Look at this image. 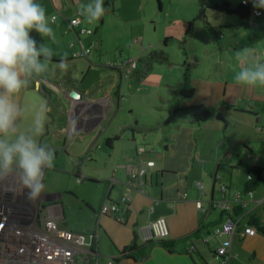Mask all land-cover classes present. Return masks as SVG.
I'll return each instance as SVG.
<instances>
[{
    "label": "crops",
    "instance_id": "1",
    "mask_svg": "<svg viewBox=\"0 0 264 264\" xmlns=\"http://www.w3.org/2000/svg\"><path fill=\"white\" fill-rule=\"evenodd\" d=\"M173 1L116 0L115 11L105 8L100 21L88 24L80 15V6L90 0H38L47 16L55 17V23L50 24L55 40L36 37L35 31L31 36L38 45L47 42L54 53L53 61L48 70L37 77L34 89L28 84L22 90L19 103L26 109L20 121V129L25 132L31 126L33 110L40 106L46 109L45 131L38 141L55 152V161L52 169L45 170V175L49 172L53 181L52 193L45 192V202L60 207L63 227L96 237L100 264L102 254L115 258V264H222L216 255L221 241L216 231L229 217L236 218L237 229L232 238L228 264H264V173L260 186L252 194L245 193L249 172L254 167L264 172V87L240 86L234 80L239 70L236 54L242 50L234 49L233 45L245 38L253 27L241 33V38L235 32L237 39L229 43L224 41V44L214 41L211 36L205 40V36L201 42L204 50L195 51L198 60L192 70L195 94L182 106L206 107L212 117L202 125L196 124L191 117L176 125H165L168 116L166 103L171 91L182 83L183 74L176 77L175 82L164 81V87L169 91L165 98L162 96L166 106L158 108L161 109L159 116H156L157 111L150 110L155 114L148 119L134 116L135 106L128 108L125 103L124 91L135 93L136 82L137 91L145 96L146 89L142 86L146 83H142L143 79L136 72L123 81L119 72L111 70L118 74L119 83L109 88L92 89L84 82L91 74L86 71H92L95 65L102 70L98 71L102 85L107 79L102 74L109 70L106 66L126 63L122 60V51L126 49H134L133 55L137 59L149 53L155 41L148 34L147 14L152 13L156 3L159 13H163L167 2L171 13ZM190 6L191 14L183 18L176 16L166 22L160 17L164 28L159 43L168 38L174 41L183 37L188 23L198 13L197 0H191ZM126 8H130L134 15L126 22L130 35H127L120 56L114 55L109 63L104 57L105 39L102 36L106 17L118 15L121 19ZM156 14L150 18L156 25L155 32L159 21ZM79 15L82 23L73 29L70 22ZM257 17L263 15L253 18L254 27L264 24V20L257 22ZM166 18L170 20L171 14ZM216 21L210 20L220 28L218 36L227 38L222 30L223 23L219 19ZM170 26L177 32H169ZM81 28L90 29L92 33L81 34ZM138 28H143V35L132 39ZM83 39H89L86 44L99 46V60L96 53L91 52L83 59V56H76L82 48L88 50ZM137 39L141 40L140 46ZM250 50L251 59L264 61V41ZM65 56L67 67L61 70L58 64ZM185 56L190 61V55L185 52ZM132 59L130 56L129 60ZM73 63L75 65L68 70V65ZM202 63L205 64L203 73L196 74L201 73L197 68ZM136 75L139 77L137 81ZM79 78L84 80L81 84ZM162 85L160 80L159 89ZM72 90L81 92L83 98L71 100L68 94ZM219 113L227 118V128L216 118ZM139 151L143 152L140 157ZM139 158L155 163L142 186L132 181L124 168L137 163ZM77 161H81L79 169ZM228 167L235 168L232 175L221 170ZM75 171H79V181ZM224 184L228 187L227 207H214L211 201L221 199ZM236 195L247 201L243 205V215L238 218L234 210L241 207V202H235ZM78 203L79 224L72 225L69 212ZM105 203L121 204L126 209V222L120 224L114 217L103 215L101 208ZM160 217L166 218L169 226L170 234L163 240L167 246L144 243L138 236L139 226ZM252 218L259 221V233L254 237L244 233ZM131 247L142 248L143 253L139 257H124L122 253Z\"/></svg>",
    "mask_w": 264,
    "mask_h": 264
},
{
    "label": "clouds",
    "instance_id": "2",
    "mask_svg": "<svg viewBox=\"0 0 264 264\" xmlns=\"http://www.w3.org/2000/svg\"><path fill=\"white\" fill-rule=\"evenodd\" d=\"M252 4L264 9V0H252ZM105 11L104 0H90L80 6V15L88 24L100 21ZM51 23H55V17L49 18L38 0H0V181L14 178L29 201L44 193L45 170L54 167L55 152L38 141L45 131V107L34 109L31 126L21 131L26 109L19 98L52 61L54 53L47 42L38 45L31 36L35 31L45 41H54ZM250 51L246 48L236 54L239 70L234 80L240 86L264 87V61L251 59ZM58 67L66 69V56Z\"/></svg>",
    "mask_w": 264,
    "mask_h": 264
},
{
    "label": "built area",
    "instance_id": "3",
    "mask_svg": "<svg viewBox=\"0 0 264 264\" xmlns=\"http://www.w3.org/2000/svg\"><path fill=\"white\" fill-rule=\"evenodd\" d=\"M248 5L247 0H243ZM258 13V14H257ZM262 11L255 9L253 16H261ZM82 17L70 22L71 27L79 28ZM81 34H91L92 31L81 28ZM141 40L136 43L140 45ZM89 50H84L76 56H88ZM137 59L129 60L119 66L123 81L128 80L138 68ZM143 154L138 152L139 157ZM154 162H144L139 158L137 163L125 165L132 181L145 184V176ZM224 191L225 188L222 187ZM45 192V191H44ZM45 193L35 201H29L26 194H21L20 185L14 178L0 181V264H100L97 252V242L94 235H85L63 227V216L57 204H46ZM239 195L235 202L240 203ZM226 200L220 202L226 206ZM242 204V203H241ZM246 205V204H244ZM101 211L120 224L126 222V209L121 204L105 203ZM237 229V222L232 218L225 220L216 231L221 239L216 249L217 258L222 264H228L232 238ZM245 235L254 237L259 233V227L248 226ZM170 234L166 218L160 217L139 226L138 236L144 243L163 241ZM93 261V262H92ZM107 264H115V258Z\"/></svg>",
    "mask_w": 264,
    "mask_h": 264
},
{
    "label": "rangeland",
    "instance_id": "4",
    "mask_svg": "<svg viewBox=\"0 0 264 264\" xmlns=\"http://www.w3.org/2000/svg\"><path fill=\"white\" fill-rule=\"evenodd\" d=\"M190 1L191 0H174L171 6V13L169 12V2L166 3L165 9L163 13H159V9H158V4L156 3V7H154V9L152 10V13H148L147 14V27L149 28L148 30V34L150 37L154 38V45L152 47L153 50H163L167 53L171 63L170 64H166V63H155L152 72L145 78H143V82L142 83H146V86H142L144 89H146L145 91V96L143 93H139L137 91V82H136V86L134 88V92L130 94V92L128 93L127 91H124L125 94V98H126V102L127 103V107L129 108H133V105L135 106L134 110H135V114L134 116H141L144 119H148L149 116L152 118V114H155V112L153 111H157V115L159 116L161 113V108L162 106H168V104L166 103V105L162 102V96L165 98L167 93V89L164 87V81L167 82H175L177 81L176 77H179V75L183 74L184 75V70L185 68L182 66L185 60H188L185 56V52L187 54L190 55V62L188 60V62H190L191 64L194 63L195 61L193 59H195L196 53L195 51L200 49V51L202 52L204 50V45L201 44V42L205 39L208 38V36L214 37L213 34H211L206 27L204 26L203 23L199 22L196 25H199L197 27H195L194 32L189 35L188 37H186V33H183V37H181L178 40H172L169 42L168 46H165L163 43H159V35L161 34L164 25L161 24L160 19H164V21L169 22L172 20V18L174 17H178L179 18H183L185 16H188L189 14H191V10L190 8L192 6H190ZM211 2H222V0H209ZM227 2L231 3L234 6H237L238 4L241 3L242 0H226ZM124 13V17H118L117 16H111L108 15L106 17V26L103 29L102 32V36L105 39V44H104V57L106 59H108L109 61L107 62H111L114 59V55H117L118 57L120 56L121 53V49L126 45L128 37L127 35H130L128 32V24H126V22H128L130 19H132L134 17L133 15V11L130 8H126L125 10H123ZM156 14L157 18H159V21L157 23V31H154V28L156 27V25L154 23L151 22V16L153 14ZM171 14V19H167V15ZM161 17V18H160ZM220 20L223 26L222 30L224 31V33L227 35V38H223L222 35L218 36V41H221L224 44V41L229 43L231 42V40H235L234 38L237 39V37H234L236 35H234V33L236 32L237 34H239V38H241V33H245L246 31L250 30L252 28L253 23H250L249 26L245 27V26H239L238 22L236 20L235 17L232 16H224L223 14L219 15L217 13L214 12H210L209 13V20H212L213 22H217L216 20ZM264 20V15L263 17H257V22ZM252 21L255 23V19ZM199 28L201 30H199ZM187 29V27H186ZM90 30V29H89ZM138 31H136V33L132 34V39H134L135 37H140L143 35V28H138ZM169 32L172 33H176L177 29L175 27L170 26L169 27ZM221 31L220 28H218V32ZM186 32V30H185ZM251 32V30H250ZM250 32L248 34H250ZM40 35L38 33H36V37H39ZM85 36V35H82ZM89 36V35H87ZM243 36V35H242ZM96 38V36H94ZM179 38V37H176ZM98 39H100V36H98ZM89 40V39H88ZM88 40L83 39V45L86 49H88L92 54L96 53L95 55L97 56V59L99 60L100 58V48L99 46L93 47L94 45H92V43H87ZM186 40V43H185ZM264 41V40H263ZM263 41H261L260 43H258L257 45H260ZM182 42L184 43L182 45ZM98 43H100V40H98ZM149 44V42H148ZM140 46V45H139ZM218 47V45H217ZM206 48V47H205ZM59 50L60 49H56ZM98 52V53H97ZM90 53V54H91ZM123 53V62H128L130 56H132V58L137 59L136 57H134V49H126L124 51H122ZM132 54V55H131ZM82 57V56H81ZM86 58L85 56L82 57ZM126 60V61H125ZM139 60V59H137ZM95 62V61H94ZM97 63V62H95ZM75 64L73 63L72 65H68V70L70 67H73ZM205 64L202 63L198 66L197 69H199V71L201 73L196 72V74H202L203 70L205 69ZM196 66V65H195ZM194 66V67H195ZM138 67H139V61H138ZM88 68H85V70ZM92 71H86L91 72V74L89 75V77L87 76V78L85 79L84 82H86V84H90L92 89H96L100 86H104L105 88H109L112 85H116L119 83V78H118V74L115 71H111V70H106L105 75L102 74V76L106 77L107 79L103 82L102 85L100 78H99V74L98 71L101 70V68L99 66H93L92 67ZM139 70V69H137ZM102 71V70H101ZM136 79L135 81H137V79L139 78L136 75ZM161 80V84L162 88L159 89V81ZM82 78H79V83L81 84ZM125 84V83H124ZM161 86V85H160ZM172 93V91H171ZM134 97V98H133ZM158 110H155V109ZM150 110H153L152 112ZM128 114V113H127ZM45 192L47 193H52V185H53V181H52V176H50L49 172L45 175ZM48 189V190H47ZM44 192V193H45ZM70 213L71 216V223L72 225L75 224H79V203L76 205V208H74ZM111 255L109 256H105L102 254L101 257V262L102 264H107L108 260L110 259Z\"/></svg>",
    "mask_w": 264,
    "mask_h": 264
},
{
    "label": "trees",
    "instance_id": "5",
    "mask_svg": "<svg viewBox=\"0 0 264 264\" xmlns=\"http://www.w3.org/2000/svg\"><path fill=\"white\" fill-rule=\"evenodd\" d=\"M247 1H248V5H244L241 2L237 6H234L231 3L227 2L226 0H224L220 3L219 2L218 3L211 2L209 0H204V3L206 5L203 7V15H204L205 20L207 21L209 27L211 28V30L215 34L214 35L210 31V29L206 26L205 20L203 18H199L201 16L202 6H201V0H197L198 13H197L196 17L188 23L187 29L185 32L186 37L191 35L195 30L196 24L201 22L204 24L206 29L211 34L214 35L213 40L216 42L218 41V38H217L218 37V27L214 26L210 22V20H209V13L210 12H214V13H217L219 15L223 14L224 16L235 17L239 26H245V27L249 26L250 23H253V21H252L253 11L256 8L253 7L252 0H247ZM115 2H116V0H104L105 8H108L111 11H115V9H114ZM259 10H261L262 15H264V9H259ZM193 23H194V25H193ZM252 27H253V29L250 32V34H248L245 38L240 40L237 44L233 45L234 49H236V50H243L246 48L251 49V48H254L258 43H260L261 41L264 40V24L254 27V23H253ZM169 40H171V39L170 38L166 39L163 44L165 46H167ZM183 44L184 43L182 42V45ZM188 60H185L183 65H182L185 68L182 83L180 84V86L176 90L172 91L171 97H170L169 102H168V116L165 120L166 126L176 125L179 121H181L182 119H184L186 117H191L196 124L202 125V124L206 123L208 120H210L212 117V113L203 105L188 106V107L182 106V103L184 101L191 100L195 94V88L192 85V70H193L194 66L198 63V60L195 59L194 60L195 62L192 64L190 62H188ZM52 61H53V59H52ZM155 63L170 64L171 61H170V59H169V57L165 51L152 49L149 53H147L146 55L139 58V67L137 68L139 70H136L135 72L140 76V78L143 79V78L147 77L152 72ZM106 68L109 70H115V71L119 72L120 77H121V71H120L119 65H110V66L108 65V66H106ZM36 79H37V77L34 78L29 83L30 89L35 88V80ZM121 80H122V77H121ZM221 170H222V172H225L228 175H232L235 168L228 167L226 170H225V168H221ZM263 173H264L263 170H261L260 168H257V167H254L249 172V179L245 185V193L246 194H252L260 186L261 182L263 181ZM90 181L95 182L93 180H90ZM222 187L225 188L224 191L222 190ZM227 189H228V187L225 184L221 186V199H219L217 202L213 203V205H215L214 207H218L220 202H224V200H226L225 203L227 206V203H228V199H227V192L228 191H227ZM234 198H235V196H234ZM244 204H247V201L243 202L241 204V207L238 206L235 208V210H234L235 217L238 218L239 216L243 215V212H244L243 205ZM229 218H232L233 220L236 221V218H234V217H229ZM250 226L259 227V221L255 218H252V220L250 222ZM153 243H159L162 246H167L166 243L163 241H158V242L155 241V242H152L150 244H153ZM142 250H143L142 248L131 247V248L125 249V251H124V253H122V255L126 258L130 257V256L139 257V254L143 253ZM95 254H97V256H98L99 252L97 251V252H95Z\"/></svg>",
    "mask_w": 264,
    "mask_h": 264
},
{
    "label": "water",
    "instance_id": "6",
    "mask_svg": "<svg viewBox=\"0 0 264 264\" xmlns=\"http://www.w3.org/2000/svg\"><path fill=\"white\" fill-rule=\"evenodd\" d=\"M206 4L204 3V0H201V6H202V12H201V16L199 17V18H203L204 20H205V17H204V15H203V7L205 6ZM198 18V19H199ZM197 19V20H198ZM196 20V21H197ZM195 21V22H196ZM194 22V23H195ZM194 23H193V25H194ZM205 24H206V26L210 29V31L213 33V31L211 30V28L209 27V25H208V23H207V21L205 20ZM192 25V26H193ZM214 34V33H213ZM215 35V34H214ZM69 98L71 99V100H73V101H76V100H79L80 98H83V94L81 93V92H79V91H77V90H72V91H70L69 92ZM216 118L218 119V120H220V121H222L224 124H225V128H227L228 127V120H227V118L223 115V113H219L217 116H216ZM218 200H216L215 198H213L212 199V203H215V202H217ZM240 202L241 203H243V202H246V201H244V198H241V200H240Z\"/></svg>",
    "mask_w": 264,
    "mask_h": 264
},
{
    "label": "flooded vegetation",
    "instance_id": "7",
    "mask_svg": "<svg viewBox=\"0 0 264 264\" xmlns=\"http://www.w3.org/2000/svg\"><path fill=\"white\" fill-rule=\"evenodd\" d=\"M79 166H81V161H77V168L79 169ZM76 172V171H75ZM75 175H77L78 177V181H79V171H77L76 173H75Z\"/></svg>",
    "mask_w": 264,
    "mask_h": 264
}]
</instances>
